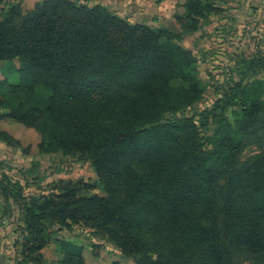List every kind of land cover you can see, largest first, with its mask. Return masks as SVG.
Masks as SVG:
<instances>
[{
	"label": "trees",
	"instance_id": "obj_1",
	"mask_svg": "<svg viewBox=\"0 0 264 264\" xmlns=\"http://www.w3.org/2000/svg\"><path fill=\"white\" fill-rule=\"evenodd\" d=\"M220 12L215 0H185L180 32L99 3L41 0L23 10L0 0V62H18L20 73L16 84L0 80V121L36 130L39 152L89 159L104 191L61 180L48 195H13L22 264H44L54 224L101 233L136 264H236L238 251L264 264V151L240 160L247 135L264 126V79L238 84L237 119L222 113L212 135L184 112L202 89L183 32ZM0 140L21 146L1 127ZM14 186L3 177L0 194ZM58 244V264H91L84 245Z\"/></svg>",
	"mask_w": 264,
	"mask_h": 264
},
{
	"label": "rangeland",
	"instance_id": "obj_2",
	"mask_svg": "<svg viewBox=\"0 0 264 264\" xmlns=\"http://www.w3.org/2000/svg\"><path fill=\"white\" fill-rule=\"evenodd\" d=\"M28 10L41 0H9ZM91 5L103 4L116 15L131 22L180 31L176 14L183 11L185 0H81ZM221 12L201 21L194 32H183L180 43L190 49L197 62L189 69L200 82L202 95L185 114L194 115L203 136L212 135L223 113L232 122L239 114L236 87L264 79V0H215ZM256 59L254 67L250 61ZM19 63L0 62V80L19 82ZM174 86L188 84L181 78L171 80ZM231 103L224 109L219 104ZM1 111V109H0ZM201 117V118H200ZM206 123L205 126H202ZM21 146L0 140V179L14 183L13 193L0 194V264H22V243L25 239L20 205L13 195L34 197L56 191L61 180H83L93 185L88 192L103 194V185L89 159L64 152H39V133L11 119L0 121ZM245 138L241 161L264 151V126ZM85 193V191H84ZM87 193V192H86ZM52 240L43 253L44 264H58L62 257L59 239L78 242L85 247V258L91 264H136L126 258L106 236L82 225L67 228L50 226ZM236 264H259L251 255L238 251Z\"/></svg>",
	"mask_w": 264,
	"mask_h": 264
},
{
	"label": "crops",
	"instance_id": "obj_3",
	"mask_svg": "<svg viewBox=\"0 0 264 264\" xmlns=\"http://www.w3.org/2000/svg\"><path fill=\"white\" fill-rule=\"evenodd\" d=\"M137 23H139V22H137ZM172 30H175V29H172Z\"/></svg>",
	"mask_w": 264,
	"mask_h": 264
}]
</instances>
